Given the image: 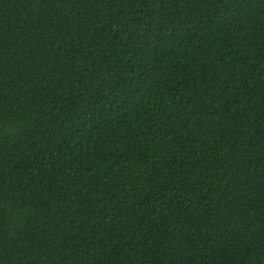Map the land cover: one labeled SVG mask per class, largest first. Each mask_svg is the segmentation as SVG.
<instances>
[{
    "label": "trees",
    "instance_id": "trees-1",
    "mask_svg": "<svg viewBox=\"0 0 264 264\" xmlns=\"http://www.w3.org/2000/svg\"><path fill=\"white\" fill-rule=\"evenodd\" d=\"M0 264H264V0H0Z\"/></svg>",
    "mask_w": 264,
    "mask_h": 264
}]
</instances>
